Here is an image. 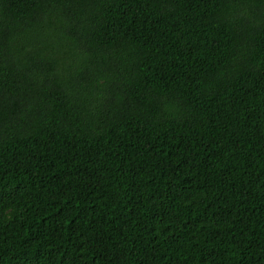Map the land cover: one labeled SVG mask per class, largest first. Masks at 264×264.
<instances>
[{
	"label": "trees",
	"instance_id": "16d2710c",
	"mask_svg": "<svg viewBox=\"0 0 264 264\" xmlns=\"http://www.w3.org/2000/svg\"><path fill=\"white\" fill-rule=\"evenodd\" d=\"M0 264H264V0H0Z\"/></svg>",
	"mask_w": 264,
	"mask_h": 264
}]
</instances>
